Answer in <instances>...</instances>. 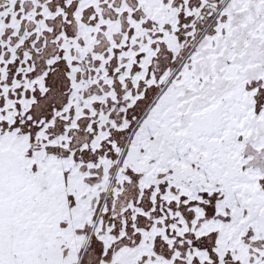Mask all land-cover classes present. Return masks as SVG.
<instances>
[{
    "label": "snow or ice",
    "instance_id": "1",
    "mask_svg": "<svg viewBox=\"0 0 264 264\" xmlns=\"http://www.w3.org/2000/svg\"><path fill=\"white\" fill-rule=\"evenodd\" d=\"M0 264H264V0H0Z\"/></svg>",
    "mask_w": 264,
    "mask_h": 264
}]
</instances>
